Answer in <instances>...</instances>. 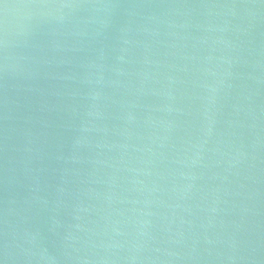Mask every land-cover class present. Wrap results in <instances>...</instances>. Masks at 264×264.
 <instances>
[{
  "label": "water",
  "instance_id": "1",
  "mask_svg": "<svg viewBox=\"0 0 264 264\" xmlns=\"http://www.w3.org/2000/svg\"><path fill=\"white\" fill-rule=\"evenodd\" d=\"M0 264H264V0H0Z\"/></svg>",
  "mask_w": 264,
  "mask_h": 264
}]
</instances>
